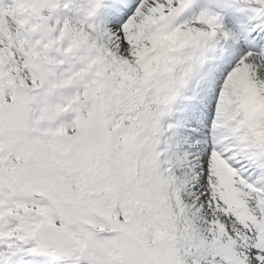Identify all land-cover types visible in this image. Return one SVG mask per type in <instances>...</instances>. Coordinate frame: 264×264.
Masks as SVG:
<instances>
[{
  "label": "snow or ice",
  "instance_id": "obj_1",
  "mask_svg": "<svg viewBox=\"0 0 264 264\" xmlns=\"http://www.w3.org/2000/svg\"><path fill=\"white\" fill-rule=\"evenodd\" d=\"M0 264H264V0H0Z\"/></svg>",
  "mask_w": 264,
  "mask_h": 264
}]
</instances>
